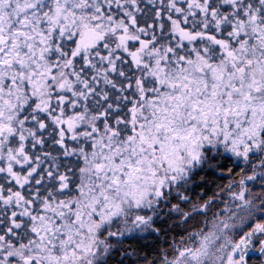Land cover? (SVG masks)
<instances>
[{
    "label": "snow or ice",
    "instance_id": "obj_1",
    "mask_svg": "<svg viewBox=\"0 0 264 264\" xmlns=\"http://www.w3.org/2000/svg\"><path fill=\"white\" fill-rule=\"evenodd\" d=\"M0 264H264V0H0Z\"/></svg>",
    "mask_w": 264,
    "mask_h": 264
}]
</instances>
